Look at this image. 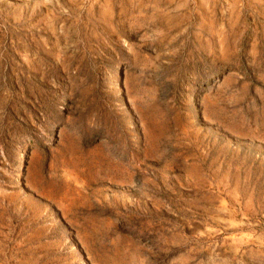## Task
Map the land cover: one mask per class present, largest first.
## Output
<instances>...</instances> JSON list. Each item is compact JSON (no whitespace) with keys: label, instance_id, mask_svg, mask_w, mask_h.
I'll list each match as a JSON object with an SVG mask.
<instances>
[{"label":"rangeland","instance_id":"374dc122","mask_svg":"<svg viewBox=\"0 0 264 264\" xmlns=\"http://www.w3.org/2000/svg\"><path fill=\"white\" fill-rule=\"evenodd\" d=\"M0 264H264V0H0Z\"/></svg>","mask_w":264,"mask_h":264}]
</instances>
